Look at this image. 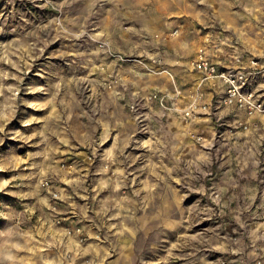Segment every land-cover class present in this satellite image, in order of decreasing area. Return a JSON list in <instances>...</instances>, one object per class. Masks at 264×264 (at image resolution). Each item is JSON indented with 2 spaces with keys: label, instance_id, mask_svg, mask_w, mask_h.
<instances>
[{
  "label": "rangeland",
  "instance_id": "obj_1",
  "mask_svg": "<svg viewBox=\"0 0 264 264\" xmlns=\"http://www.w3.org/2000/svg\"><path fill=\"white\" fill-rule=\"evenodd\" d=\"M200 46L264 104V0H0V264H264V113Z\"/></svg>",
  "mask_w": 264,
  "mask_h": 264
},
{
  "label": "built area",
  "instance_id": "obj_2",
  "mask_svg": "<svg viewBox=\"0 0 264 264\" xmlns=\"http://www.w3.org/2000/svg\"><path fill=\"white\" fill-rule=\"evenodd\" d=\"M252 63H256L252 61ZM192 68L199 71L203 76V81H208L212 85L223 87L224 93H220L218 97V105H226L236 107L245 111L247 115L253 116L256 113H264V104L256 97V93L252 88L250 72L244 67L237 68H221L212 60L206 46H200L197 50L195 58L191 61ZM204 92L197 89L192 95L188 106L184 109L185 119L193 120L206 113L210 104L205 103ZM146 100H158L164 105L165 97L157 93L151 94L145 98ZM136 109V106L133 105ZM202 136H199L201 139ZM261 263V261H258ZM227 264V262H223Z\"/></svg>",
  "mask_w": 264,
  "mask_h": 264
},
{
  "label": "crops",
  "instance_id": "obj_3",
  "mask_svg": "<svg viewBox=\"0 0 264 264\" xmlns=\"http://www.w3.org/2000/svg\"><path fill=\"white\" fill-rule=\"evenodd\" d=\"M214 62H216L215 60H214ZM217 63V62H216ZM219 65V64H218ZM204 90H205V92H206V100H207V102H209V103H211L212 102V99H213V97H214V95H215V93H224V89H223V87L220 85L218 88H212L211 87V85H210V83H208V82H205V84H204ZM158 94V93H157ZM149 95H151L150 93H145V95L142 97V100H141V102L143 101V100H145V98L147 97V96H149ZM160 96H164L165 97V102H167V105H169V99H168V94H159ZM148 102H158L159 103V101L158 100H152V101H146L145 102V104H147ZM165 102H164V105H166L165 104ZM172 104H173V102H171ZM175 104V103H174ZM167 105H166V107H167ZM165 107V108H166ZM213 107H211V108H209V109H212ZM214 108H216V110H214L213 111V113L214 114H218V105L216 104V106L214 107ZM229 108H231V110L232 111H234V110H236V111H238L236 108H234V107H229ZM210 111V110H209ZM238 112H240V113H243V112H241V111H238ZM239 113V114H240ZM212 115V114H211ZM213 116V115H212ZM141 118H142V115H141ZM205 120H209L211 117L210 116H204L203 117ZM202 118V119H203ZM254 119H253V117H248V119H245V117L243 118V119H235L234 121L236 122H234V125H233V127H237L238 126V123L237 122H239V121H241V122H246L247 123V125L249 126V129L250 128H252V125H254V123H256L255 121H253ZM205 124H207V123H201V125L199 126V128H197L198 130H200V131H198L199 133H201V131L202 132H205L207 135H212V126L208 129L207 127H208V125L206 126ZM259 124V123H258Z\"/></svg>",
  "mask_w": 264,
  "mask_h": 264
}]
</instances>
